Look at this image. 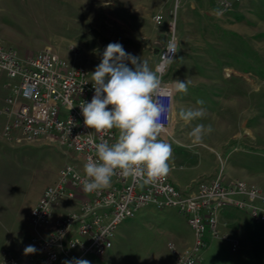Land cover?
<instances>
[{"label": "rangeland", "instance_id": "1", "mask_svg": "<svg viewBox=\"0 0 264 264\" xmlns=\"http://www.w3.org/2000/svg\"><path fill=\"white\" fill-rule=\"evenodd\" d=\"M221 1L0 0V41L22 56L52 45L68 63L90 74L106 46L118 42L152 68L168 23L176 19L180 48L166 77L190 83L187 93L176 92L174 99L170 173L190 182L222 170L264 190V0H239L229 8ZM157 13L165 16L162 24L154 21ZM198 99L204 104L197 105ZM181 107H203L206 116L186 125L178 116ZM197 123L213 131L193 145L188 132ZM18 148L32 169L29 201L74 155L43 140ZM221 221L230 239L210 241L196 264H264V221L234 208ZM191 233L175 209L147 205L119 225L111 249L85 259L90 264H176L175 250L191 247L185 237Z\"/></svg>", "mask_w": 264, "mask_h": 264}, {"label": "built area", "instance_id": "2", "mask_svg": "<svg viewBox=\"0 0 264 264\" xmlns=\"http://www.w3.org/2000/svg\"><path fill=\"white\" fill-rule=\"evenodd\" d=\"M236 1L222 0L221 5L229 8ZM154 21L162 24L164 14H155ZM167 28L168 36L152 68L161 66L159 74L167 86L157 100L164 108L160 138L168 143L176 92L173 80L166 77L173 61L162 64V55L166 42L173 38L178 41L176 19L170 20ZM91 78L86 67L68 63L52 45L22 56L0 41V140L13 147L43 140L74 154L32 209V243L38 255L25 262L9 256L1 264H64L73 258L85 259L90 253L102 256L113 247L119 225L147 205L175 209L193 231L191 247L182 253L175 250L176 264H196L210 241L230 239L221 221L228 209L246 210L256 221H264V190L243 178L227 176L222 170L185 186L177 185L170 173L150 183H145L143 177L117 174L110 187L85 193L84 165L89 158H97L94 143H113L117 135L115 129L97 133L84 125L79 104L91 102L95 91ZM49 192L54 193V199ZM62 200L72 201L76 208L62 215L46 234L43 226L50 224L53 209ZM232 245L238 246V241L233 239Z\"/></svg>", "mask_w": 264, "mask_h": 264}, {"label": "clouds", "instance_id": "3", "mask_svg": "<svg viewBox=\"0 0 264 264\" xmlns=\"http://www.w3.org/2000/svg\"><path fill=\"white\" fill-rule=\"evenodd\" d=\"M179 48L180 41L175 38L166 42L162 64L174 61L172 55ZM160 71V65L151 68L147 61L127 53L118 42L106 46L101 62L91 73L95 90L91 102L83 101L79 107L86 127L106 134L115 129L117 135L113 143L106 140L94 143L97 158H89L84 165L86 178L82 182V190L85 193L110 187L112 178L117 174L123 177H143L145 183L169 174L173 151L172 146L160 138L164 130V125L160 123L164 108L157 97L167 87ZM189 83L188 79L172 81L175 92L181 93H187ZM196 104L203 105L204 101L198 99ZM176 115L173 110L170 118L174 119ZM178 116L188 125L203 119L206 110L203 107H181ZM212 131L211 125L197 123L188 132V136L193 145H198ZM48 195L54 199V193L49 192ZM36 251L34 246L29 245L24 249V254ZM64 264L90 262L73 258L64 261Z\"/></svg>", "mask_w": 264, "mask_h": 264}, {"label": "crops", "instance_id": "4", "mask_svg": "<svg viewBox=\"0 0 264 264\" xmlns=\"http://www.w3.org/2000/svg\"><path fill=\"white\" fill-rule=\"evenodd\" d=\"M18 147L20 146L13 147L0 140V264L5 257L9 256L25 262L38 255V250L32 243L34 229L31 223V212L37 205L45 189L58 178V174H56L39 191L34 200L29 201L27 191L32 169L28 164L22 162L21 154L24 152ZM170 176L179 186H185L189 183L182 182L180 175L170 173ZM73 208L75 209L76 205L72 201L62 200L54 207L50 224L43 226V231L48 234L51 231L52 225ZM185 237L186 241H188L187 243L192 245L194 242L193 231L189 237ZM29 245L34 246L37 251L33 254L25 255L24 249Z\"/></svg>", "mask_w": 264, "mask_h": 264}]
</instances>
